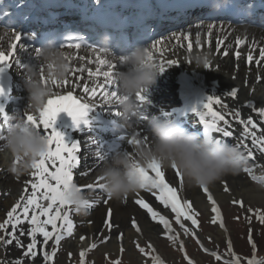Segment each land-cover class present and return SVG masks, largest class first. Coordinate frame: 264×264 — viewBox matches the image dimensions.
Instances as JSON below:
<instances>
[{
    "label": "snow or ice",
    "instance_id": "6c2138e0",
    "mask_svg": "<svg viewBox=\"0 0 264 264\" xmlns=\"http://www.w3.org/2000/svg\"><path fill=\"white\" fill-rule=\"evenodd\" d=\"M212 25L208 26V31H212ZM15 31V30H14ZM200 33L197 32V37H199ZM27 38H31L30 36ZM24 37L18 31L15 32L14 42L10 45V50L5 54L4 51H0V73L6 71L11 67L9 63L10 58L14 60L16 64H20V60L16 58L15 51L16 48L23 47L25 51L27 48L23 46L22 40ZM185 39H188V35L185 34ZM240 41L237 40V43ZM160 42L157 41L152 47H156ZM73 45H69L72 47ZM76 48H79L81 45L79 43L74 45ZM197 46H199V40H197ZM219 46V42H218ZM59 48L63 47V45H59ZM188 48L192 50L191 42L188 43ZM144 52L147 54L149 59L154 62L152 52L148 47L143 48ZM37 51L36 59H39V49ZM99 51L107 52L108 50L104 47H100ZM261 55L264 56V50H261ZM67 60L68 58L65 57ZM98 63L107 68V70H103L101 68L99 70L100 75L104 77V83L99 87L101 89V95L107 93L111 99L108 101V104L111 105L112 102L119 103L120 95L118 92V84L116 80V76L118 74V64L113 63L106 59H101L99 56L97 57ZM251 59V56L249 57ZM123 60V55L119 56L118 61ZM155 63V62H154ZM168 64H175L176 61L169 60ZM119 64H121L119 62ZM25 67V65H21ZM34 66V64L32 65ZM31 66V67H32ZM208 61L205 59V67H208ZM41 69L43 65L40 66ZM68 72L70 71L69 66ZM159 73H163L165 71L163 65H159ZM92 74L91 72L89 73ZM30 80V75L29 79ZM49 81H43V84L47 85ZM51 85L56 88L63 87L68 84V81L64 79L63 81H57L53 79ZM84 92L88 94L89 89L85 88ZM238 90L233 88L231 89L229 95L233 98L237 97ZM148 90H142L136 94L139 105H147L149 103L147 99ZM5 92L2 88H0V96H5ZM97 91L93 89L91 95L88 100L85 101L81 98H78L73 95L72 91H68L67 94H55L49 96L46 104L43 108L38 110V117L33 115H28L26 117V124L31 125L36 130L42 132L47 138L48 150L42 157L33 162L31 168L35 171L33 172L34 177H39V182H31L30 190L31 195H28L29 189L26 187L24 190V194L20 196L19 200L15 205L12 206L11 210H9L6 214L7 218L4 220L3 224H0V229H5V225H10L12 232H7V236H0V243L11 245L15 242L16 246L23 248L24 245L21 243L20 239L16 236V229L18 226H22L25 222L30 225L29 229L25 233L23 228L21 227L19 235L24 236L25 234L30 238V242L26 246V251L24 252L25 256L35 258L37 256V235L39 234L43 238V245L41 246V251L43 252L45 260H51L52 257L49 255L47 251L44 249L47 247L50 241L54 242V244H59L64 235H71L73 232V221L69 216V211H64V208H71V203L66 198L70 189L75 188L76 191L81 192L82 189L78 187L73 180V169L77 167L78 157L76 155L78 151V141L72 140L67 141L65 139V135L60 131H57L53 128V124L56 120L57 113L63 111L68 114L71 118L73 129L76 131L80 130V126L84 125L85 128L88 127L89 121L85 119L88 113L94 109L100 108L101 110H107L114 117H121L120 111L118 109L113 110L111 107L105 108L104 105H97L94 97H96ZM213 103L219 104L220 100L209 96L204 102L199 111L198 116L205 127L206 137L211 138L207 134L209 132H218L221 133L223 137H230L233 133L229 130L222 129L216 123L217 120L223 121L224 116L213 110ZM250 106V105H249ZM255 111L256 109H252ZM195 111V109H194ZM260 115L264 116V108H260ZM139 114V106H137V111L134 115ZM211 116V120H208V116ZM237 115H239L237 113ZM0 117L4 119L5 122L8 121V116L4 111L3 105H0ZM146 117L141 116L140 120H144ZM243 123V121H241ZM116 123V121H114ZM12 124L8 125V129H10ZM249 125H251L252 129H257V124L252 120L251 117L247 119V122L244 125V130L246 134L251 136V142L253 145L260 144L261 150L264 151V136L257 137L255 131H250ZM118 127H122L118 124ZM137 137H142L138 139ZM5 136H0V140H4ZM121 140L124 139L123 136L120 137ZM151 140V137L143 132H138L136 136H134L128 142L130 144H140L144 143L148 144ZM217 143L224 142L221 139H216ZM92 143L96 146V155L100 160H103L105 156L109 153L107 151H101V146L97 143L96 139L93 138ZM243 147H247V145H242ZM66 154V155H65ZM248 156H252V152H248ZM244 159V157L242 156ZM58 161V167L56 166ZM14 163V162H13ZM51 163L55 168L54 171H50L47 165ZM174 174V179L177 180L181 187L183 186V176L178 168L175 165L170 167ZM149 169L151 173L149 174ZM13 171L15 169L13 168ZM137 172L139 173L143 183L141 184V189H147L150 192H153L155 199L162 204L165 208H170L171 212L175 215L177 223H181V218L185 221H190L193 226L197 225V220L195 219L196 212L193 210L192 202L183 199L180 197L179 192L180 188L173 186L169 181L166 180V173L163 170V167L159 164H151L146 169L138 168ZM101 177L98 176L96 178V184L87 185L88 189H94L98 187L99 189H103V185L101 183ZM50 181H54L55 183H51ZM27 184V182H26ZM40 189L41 191H37ZM202 191L207 195L208 201L211 203L212 208L211 211L214 213L213 222H216L220 217V211L216 205V201L213 196L209 193V189L206 186L201 187ZM224 191L228 192L229 187L227 182H225ZM41 201H46L47 206H45ZM109 201L105 200L104 203L107 204ZM94 201H85L84 204L87 208H91ZM135 203L142 209H146L150 214L152 220H159V223L163 225L165 230V234L170 233V224L169 221L161 214H159L156 210H154L149 203H147L144 199H136ZM54 205L57 206L54 209ZM55 213V214H53ZM112 210L108 209V212L105 216L104 224L109 229L112 228L111 223ZM261 220H264V217H260ZM91 223V222H90ZM48 226L51 227V231L48 230ZM132 226L139 231V225L135 218L132 219ZM183 227V224H181ZM187 231V229H186ZM103 235V234H101ZM121 238L123 233L120 234ZM169 238H173L169 235ZM85 237H81V240H84ZM109 237H104V240L107 241ZM251 241V237H249ZM91 247H95L92 245ZM139 247V246H138ZM123 247H121V252H123ZM141 252H144V249H140ZM81 264H83L84 251L80 253ZM219 258V257H218ZM235 264H239V258L234 257ZM15 264H23L22 261H16ZM248 264H256L255 261L249 260Z\"/></svg>",
    "mask_w": 264,
    "mask_h": 264
},
{
    "label": "bare ground",
    "instance_id": "6f19581e",
    "mask_svg": "<svg viewBox=\"0 0 264 264\" xmlns=\"http://www.w3.org/2000/svg\"><path fill=\"white\" fill-rule=\"evenodd\" d=\"M249 31H246L245 34L248 35ZM202 40H205V38L201 37L199 39V44ZM219 46L222 45L226 47L229 43V46H231L230 50L231 52H234L238 45L237 40L235 39H227L225 37H219ZM189 42L192 44V48L196 49L197 41L192 39ZM184 45L182 46V49L179 47H173V50L169 54H165L168 58H176L180 59L179 56H177V51L182 50L183 53H188V55H183L182 59L184 62L189 63L187 61L193 59L192 64H198L202 61H204L208 57L207 55H202L194 51L191 52L188 48V42L184 41L182 42ZM0 48L6 49V41L3 43H0ZM214 48L218 47V44L216 45L211 40L208 45L202 44L201 49H208L209 47ZM197 50V49H196ZM221 50V49H220ZM0 51H4L0 49ZM200 52V51H198ZM215 63H211V67L209 69L211 70L213 66H217L218 71H221L219 73H213L210 77L209 73L204 69L202 72L198 71V81L205 80V78H209L210 80H215L217 78V81L215 82H207L205 86V92L207 96H213L215 95L217 99L220 100L219 104L213 103V110L221 113L224 116V120L220 121L217 120L216 123L218 126L222 129H227L233 133L230 137H223L221 133L213 131V138L214 139H228V141H231L230 145L235 146L241 155L244 157V159L241 157L242 163L239 167V169H245L248 168L250 171H252L254 176L260 177L259 175L264 174V168H262V164L264 161V151L261 150L260 144L253 145L251 142V136L249 134L245 133L244 125L247 122V119L249 116L252 118L251 115H253V112H255L257 109L264 108V69L261 70L260 74L255 73V71H250L249 73H254L253 75L249 77H244L243 72H248L245 70H241L239 67L235 71V73H231L234 70H230L231 66L228 60L225 58H222V60H216L213 59ZM198 68L199 66L196 65ZM195 67H192V70L195 71ZM230 68V69H229ZM208 69V68H207ZM228 72V74H226ZM205 74H207L205 76ZM259 75V76H257ZM68 76V74H67ZM236 79L235 82H233ZM259 81L260 85L259 87L252 86L248 91L244 90L242 88V85L248 84V85H255L256 82ZM233 82V83H232ZM68 86L66 87H51L52 91H56L55 94H58L59 92H68V91H74V88L76 87V83H73V80H68ZM194 86L198 89H203L199 82H195ZM237 89V97L232 98L234 100H228L224 96L223 90L228 91V96L231 91V89ZM25 97L28 98V92L26 88L24 89ZM238 99H242L243 102L245 100L249 101V111L245 110L243 108H239L236 105V101ZM206 102V101H205ZM204 103V102H203ZM202 103V104H203ZM28 109V108H27ZM25 109L24 111H28V113H31V109ZM252 109H256L253 111ZM237 113L239 115H237ZM198 115V112H197ZM211 116H208V120H211ZM26 121L22 118L18 117L16 118V121ZM264 120V116H263ZM243 121V123L241 122ZM204 127V124H203ZM250 131H255L257 134V137L259 138L261 135L257 129H252L251 125L248 126ZM57 131L63 132V134L66 136L68 133H71V129L69 128H59L56 127ZM66 139V138H65ZM242 145H247V147H243ZM252 152V156H248V152ZM12 161V159H11ZM11 164V163H10ZM58 167V164H56ZM48 169L50 171H54L55 168L52 166L51 163L47 165ZM238 174L234 175H227L223 177L221 180L217 181L215 184L208 186L209 193L213 196L216 203L221 202L225 198V194H228L229 191L233 193H237L241 197L247 198L250 201H261L264 197L261 195L259 190L256 188L250 187L247 185L246 182L242 181L241 178H244L243 171H239ZM163 170L166 173V180L169 181L173 186H176L180 188L179 194L183 199H190L191 202L195 203V205L203 210H206V205L210 204V202L207 199V195L202 191L201 187H190L185 182H183V186L181 187L180 183L174 179V174L171 168H164ZM259 170H263L261 173H259ZM34 169H30L26 173H19L17 171H13L12 165H3L0 161V183L1 189H0V217L1 221L4 222V220L7 218L6 214L9 210H11L12 206L16 204V202L19 200L20 196L24 194L18 193L20 190L18 189V184L21 183L22 180L25 179V183L27 181L30 182H36L35 180L39 177H34L33 172ZM13 172L14 177H17V180L14 178L7 179ZM149 173L152 175V173L149 171ZM51 183H55L54 181H50ZM92 180H88L87 183H83L82 186L87 187L89 184H93ZM225 182H227V185L229 187V191L225 192ZM77 185V184H76ZM25 188L29 187L27 184H24ZM23 186V187H24ZM79 187V185H77ZM76 191L75 188L72 190H69L68 193L71 191ZM28 195H31L30 189L27 193ZM88 201H94L91 208H87V211L84 213H80L74 210V208L71 206V208H64L62 210L69 211V216L73 221V230L78 233L80 238L83 236L85 237L84 240L80 239V242H76L73 246L74 249L78 251H85L87 247H90L93 243H99L102 246V251H115L119 250L121 247H127L128 242L130 240H138L147 238L154 234V232L157 231L159 228L158 226V218L156 223L154 224V220L147 219L145 217V213L141 208L135 203V200L140 198L144 199L149 205L156 210L159 214L163 215L162 209L155 203V200L150 196V192L144 191V190H137L134 193H131L130 195L124 197L121 200H111L109 199L108 203L103 205H99L98 202L100 200V197L97 195H87ZM86 200V201H87ZM103 200V199H101ZM46 201H42L41 203H44ZM47 206V203L44 204ZM54 205V209H55ZM111 208L112 210V216H111V223L112 228L109 231V229L105 226L104 220L105 216L108 212V209ZM55 214V213H53ZM135 218L139 225V231L136 230V228H132V219ZM91 222V223H90ZM153 222V223H152ZM21 227L27 232L30 225L25 222L22 226H18L16 229V236L20 239L21 243L24 245L23 248L16 246L15 242L11 245L3 244L0 248V264H15L16 261H22L23 264H32L36 262H42L44 261L41 257V254L43 252L40 250L41 246L43 245V238L38 234L37 235V256L35 258L25 256L24 252L26 251V246L30 242V238L25 234L24 236H20L19 232ZM48 230L51 231V227H48ZM7 232H12L11 226L7 225ZM7 232L6 235L7 236ZM121 233H123V236L121 238ZM103 234V235H101ZM109 237L107 241L104 240V237ZM47 245V247L44 249L46 250L50 243ZM2 259V261H1Z\"/></svg>",
    "mask_w": 264,
    "mask_h": 264
},
{
    "label": "clouds",
    "instance_id": "9594fccd",
    "mask_svg": "<svg viewBox=\"0 0 264 264\" xmlns=\"http://www.w3.org/2000/svg\"><path fill=\"white\" fill-rule=\"evenodd\" d=\"M100 39L107 42L110 36L104 33ZM39 50V64L30 67V80L25 84L28 106L36 111L43 108L52 95L50 82L53 79L63 81L68 73L65 54L53 42L49 41ZM119 62L123 66L116 76L121 98L119 111L121 118L127 120L137 111L136 94L149 89L156 80L159 68L139 46L123 55V60ZM40 64L45 66L47 85L40 80ZM146 123L151 137L148 144H138L134 156L120 151L114 153L110 160H103L99 176L108 198L121 200L141 189L143 181L137 169H146L151 164L164 168L175 165L190 187H208L227 175L238 174L242 155L235 146L189 132L168 118L152 115ZM0 148L10 154L15 171L26 173L33 162L47 152L48 143L42 132L21 120L7 130ZM66 198L75 211H87L84 204L87 197L83 193L73 190Z\"/></svg>",
    "mask_w": 264,
    "mask_h": 264
},
{
    "label": "rangeland",
    "instance_id": "374dc122",
    "mask_svg": "<svg viewBox=\"0 0 264 264\" xmlns=\"http://www.w3.org/2000/svg\"><path fill=\"white\" fill-rule=\"evenodd\" d=\"M11 159V156L7 153L5 155L0 154V161L3 165H10L12 163ZM262 177L264 178V176ZM242 181L246 182L248 186L259 190L264 197L263 179L260 180L262 182L259 184H255L249 179ZM240 195L231 191L225 194V198L217 206L220 217L216 222H213L214 213L211 211V206H208L206 210H201L192 202L193 210L196 212L195 219L203 218L208 221V223L206 222L208 225L205 223L200 224L201 229L204 231L203 235L199 232L197 225L193 226L190 221H185L183 218H181V223H177L175 215L169 213L172 215L171 220L174 221L175 225L170 224L172 226L170 227V233L165 234L164 229L158 228L153 235L147 238L130 240L127 247L123 248V252H121V249L109 252L102 251L101 244L93 243L92 245H95V247H91V245L84 251L83 261L85 260V264H96L97 258L106 257L116 259L120 264H235L233 258L237 254L239 264H248L249 260L255 261L256 264H264V248L262 252L256 254L257 258L254 259L252 257L254 255L252 253L253 244L249 239L246 242L243 239L244 236H241L242 233L247 236V233L243 230L238 231L237 225L233 223L235 218H249L251 230L259 227L251 220L255 216L264 217V198L261 201L253 202ZM261 221L264 222V220ZM181 224H183V227ZM191 234L197 237V242L192 239ZM169 235L173 238L170 239ZM0 236H5V231ZM248 236H251V234ZM79 240L76 236L69 240H61L58 245L54 244L49 248L51 260L32 264H81V252L73 247L74 243ZM2 245L3 243H0V248ZM141 248L144 249V252L140 251ZM182 248H185V250H182ZM242 248L245 249L242 250ZM212 250L224 255L229 253L232 255V260L222 256H212L216 254Z\"/></svg>",
    "mask_w": 264,
    "mask_h": 264
},
{
    "label": "trees",
    "instance_id": "16d2710c",
    "mask_svg": "<svg viewBox=\"0 0 264 264\" xmlns=\"http://www.w3.org/2000/svg\"><path fill=\"white\" fill-rule=\"evenodd\" d=\"M250 232V234L252 235V237H253V239L255 240V241H257V244H256V246L257 245H260L261 243V237H260V235L258 234V232H252L251 230H249Z\"/></svg>",
    "mask_w": 264,
    "mask_h": 264
}]
</instances>
